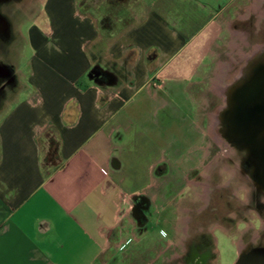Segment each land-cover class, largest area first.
Instances as JSON below:
<instances>
[{"label": "crops", "instance_id": "1", "mask_svg": "<svg viewBox=\"0 0 264 264\" xmlns=\"http://www.w3.org/2000/svg\"><path fill=\"white\" fill-rule=\"evenodd\" d=\"M41 7L28 84L0 119V264H190V220L204 204L189 205L203 182L188 172L206 168V92L223 100L207 114L219 135L231 85L264 57V0H147L118 34L77 0ZM208 229L243 250L237 225Z\"/></svg>", "mask_w": 264, "mask_h": 264}, {"label": "rangeland", "instance_id": "2", "mask_svg": "<svg viewBox=\"0 0 264 264\" xmlns=\"http://www.w3.org/2000/svg\"><path fill=\"white\" fill-rule=\"evenodd\" d=\"M42 1L18 0L12 6L3 8V12L10 21L12 37L4 48H0V57L14 65V73L12 68L10 72L16 85L8 88L6 96L0 101V119L14 100L20 96L21 89L28 84L27 61L32 49L28 44L27 34L30 25L38 24L43 18V13H40ZM77 2L83 13L95 16L100 27L113 34H118L139 22L147 11V0H77ZM206 97L210 99V105H208L209 102L206 104V116L203 122L204 145L210 147L205 155L206 168L201 172L193 170L188 173L189 178L203 180L204 183L210 182V186L204 184L207 188L199 187L198 200L194 203L189 202V205L195 208L204 204V210L197 213L200 217L191 220L187 243L190 245L201 242V236L197 230L198 227L203 226L205 232L202 235L209 241V251L212 252L213 248H217L215 252L219 257L217 264H235L239 255L235 252L233 242L222 235L219 229L213 232L208 228L216 222L224 226L237 225L234 236L237 241H243L244 245L264 243V208L260 211L256 207L258 201L264 203V189L258 190L253 175L250 176L249 173L246 175L241 170L244 152L228 142L220 133L218 135L212 118L207 115L216 111L218 101L222 105L223 100L215 99L212 92H206ZM42 149V163L49 172L58 160L55 140L52 137L43 139ZM172 173L173 178L179 179L182 178V174H185L177 170ZM201 174L203 176H200ZM218 184L221 185L220 188L217 187ZM258 191H261L259 195ZM189 197L191 198V193ZM246 203L250 205L247 206ZM214 207L217 208L215 213L211 211ZM157 227H159L158 224ZM212 257L213 252L209 259ZM188 262L193 264L192 261ZM172 264H177V261H172Z\"/></svg>", "mask_w": 264, "mask_h": 264}, {"label": "water", "instance_id": "3", "mask_svg": "<svg viewBox=\"0 0 264 264\" xmlns=\"http://www.w3.org/2000/svg\"><path fill=\"white\" fill-rule=\"evenodd\" d=\"M0 23L10 28L9 19L0 11ZM12 71V70H11ZM94 69L90 78L100 77ZM262 106L252 112L251 104ZM226 135L249 149L253 162V178L258 190L264 189V57L256 58L250 67L247 87L243 88L237 101L224 113ZM235 264H264V244L242 250Z\"/></svg>", "mask_w": 264, "mask_h": 264}, {"label": "flooded vegetation", "instance_id": "4", "mask_svg": "<svg viewBox=\"0 0 264 264\" xmlns=\"http://www.w3.org/2000/svg\"><path fill=\"white\" fill-rule=\"evenodd\" d=\"M18 0H0V11L6 16L8 17L4 12H3V8L4 7H9L12 6L13 3H15ZM12 37V33H11V28H6L4 27L3 24L0 23V48H4L6 46V44L10 41ZM259 57L258 56H254L252 62H254V60H256V58ZM10 66L7 64V62L5 60H3L0 57V101L3 100V98L6 96L7 93V89L8 88H13L16 85V81L13 78V75L10 72ZM244 74H242L241 76H239L231 85V90L229 92V96L227 99V104L226 106L222 109L221 112V124H220V134L221 136H223L224 138H226L228 140V142H230L231 144L235 145L237 149H239L240 151L244 152V157H243V161L241 162V170L243 172H245V174L247 175L249 173L250 176L253 175V162L252 159L250 157L249 154V149L246 146H243L242 143L239 142L240 139H229L226 135V127H225V119L226 117L224 116V113L227 109H230L231 106L234 104L235 101H237V98L239 97L242 89L245 87H247V82H248V76H249V69L247 67V69H244ZM262 106V104H260L259 102H256L254 104H251V108H252V112H255L258 110V107ZM201 172V170L199 171ZM198 172V174H199ZM200 176H203V174H201ZM203 182V180H198ZM207 186H210V182L204 183L203 182V186L201 185L200 187L202 188H207ZM221 185H217V187L220 188ZM209 189V188H208ZM261 191H258L257 194L259 195ZM210 203V202H209ZM208 203V205H209ZM207 205V206H208ZM247 206H249L250 204L246 203ZM147 207V201L146 199H142V200H138L137 204H136V212H140L141 210L145 209ZM260 211L263 210L264 208V203L258 201L257 206H256ZM204 210V209H203ZM217 208H212L211 211L212 212H216ZM142 221V219H141ZM191 222V220H190ZM201 237V242H198L197 244H188L187 245V249L184 255V258L186 261H192L194 264H206V262L209 259V256L211 255V251H209V241L207 239L204 238V235L199 234ZM264 244L262 242H256V245H261ZM252 246V244H246L243 248V250H248L250 249Z\"/></svg>", "mask_w": 264, "mask_h": 264}]
</instances>
